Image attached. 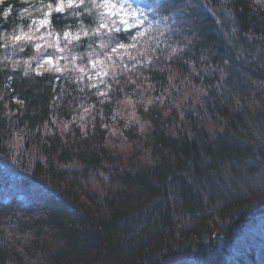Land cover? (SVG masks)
<instances>
[{
    "label": "trees",
    "instance_id": "16d2710c",
    "mask_svg": "<svg viewBox=\"0 0 264 264\" xmlns=\"http://www.w3.org/2000/svg\"><path fill=\"white\" fill-rule=\"evenodd\" d=\"M128 1L0 2V264H264V0Z\"/></svg>",
    "mask_w": 264,
    "mask_h": 264
},
{
    "label": "snow or ice",
    "instance_id": "6c2138e0",
    "mask_svg": "<svg viewBox=\"0 0 264 264\" xmlns=\"http://www.w3.org/2000/svg\"><path fill=\"white\" fill-rule=\"evenodd\" d=\"M0 2H2V0H0ZM93 2H95V0H93ZM73 3H74V0H68V7H72ZM83 3H84V0H80V4H83ZM76 6L79 7V5H76ZM97 6L98 7L102 6L106 9H108L111 15H120L121 12H123L125 15L129 14L127 11L128 0H101V4H98ZM50 7H51V5H49V8ZM112 9H118V11L113 12ZM56 10L58 12H62L63 11L62 4L58 5ZM135 14H136L135 11H133L131 13V15H135ZM4 15L7 16L8 11H5ZM49 15H50V13H49ZM44 22H46V21H42V23H44ZM120 23L127 24V21L121 19ZM105 26H106L105 24L100 25V27H105ZM116 30L119 31L118 28ZM21 38H22L21 36L14 37V39H16V40H20ZM29 39H30V37H29ZM121 46H123V45H121Z\"/></svg>",
    "mask_w": 264,
    "mask_h": 264
},
{
    "label": "rangeland",
    "instance_id": "374dc122",
    "mask_svg": "<svg viewBox=\"0 0 264 264\" xmlns=\"http://www.w3.org/2000/svg\"><path fill=\"white\" fill-rule=\"evenodd\" d=\"M129 5H130V3H129V1H128L127 9H128V7H129ZM129 9H130V8H129ZM122 15H124L123 12H121L120 15H116V16H117L118 19L120 18V19L125 20L124 17H122ZM114 18H115V17H114ZM114 22H117V19H116V18H115V21H114ZM253 221H255V219H254ZM260 223L264 224V222L259 218V219H257L255 222H253V223L249 226V228L252 230V232H257V231L259 230V226H260V229H261V225H260Z\"/></svg>",
    "mask_w": 264,
    "mask_h": 264
}]
</instances>
